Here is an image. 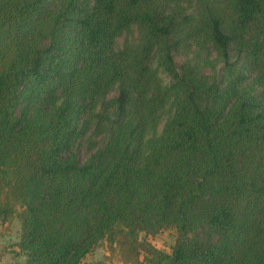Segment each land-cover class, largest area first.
Listing matches in <instances>:
<instances>
[{
  "label": "trees",
  "instance_id": "16d2710c",
  "mask_svg": "<svg viewBox=\"0 0 264 264\" xmlns=\"http://www.w3.org/2000/svg\"><path fill=\"white\" fill-rule=\"evenodd\" d=\"M189 1L0 0L14 264H81L101 243L123 264H264V0ZM170 227L169 251L142 237Z\"/></svg>",
  "mask_w": 264,
  "mask_h": 264
},
{
  "label": "rangeland",
  "instance_id": "374dc122",
  "mask_svg": "<svg viewBox=\"0 0 264 264\" xmlns=\"http://www.w3.org/2000/svg\"><path fill=\"white\" fill-rule=\"evenodd\" d=\"M186 7L188 8L189 12H195L197 10V1L191 0L189 2H186ZM137 33H138V31H137L136 27L134 26L132 31H130L128 33L125 32L121 36H118L117 47L118 48L121 47L123 45L125 39L128 36L131 37ZM208 47H209V45H208ZM195 49H196V45L193 46L192 50H195ZM207 50H208L207 47H204V52ZM209 50L211 51L212 55L215 54V51L211 47ZM187 52L180 51V52L175 53V58H176V61L179 65H181L186 60V57H187L186 53ZM205 71H210V70H209V68H206ZM116 94H117V88H114L108 94V96L112 97V96H115ZM171 113H172V110L169 106H167L163 110V113L161 116V121L158 125V131L159 132L162 130L167 118L171 115ZM105 138H106L105 134L95 132L94 128H93L92 131H90L88 136L85 138V141L82 145L81 158L84 159L91 154L90 145L93 142L95 144H97L98 146H100L103 144ZM19 229H20V222L18 219L14 221V223L10 226L9 230H7L5 228V226H0V264H14L17 261V259L13 258L12 247H13V244L18 239ZM198 233L205 238H208L210 236V239H212V240H215L217 237L216 234L209 235L207 230L203 227L198 230ZM145 236L155 245L169 251L171 249V246L175 242L176 229L174 227H170L167 229H162L159 232H157L155 234H150V235H147L145 232H142V237H145ZM103 245L106 249L107 248L106 243H101L97 247V249L98 248L102 249ZM107 250L109 251L108 248H107ZM91 256L94 257V254H91ZM113 257H115L116 259H119L117 254H113Z\"/></svg>",
  "mask_w": 264,
  "mask_h": 264
},
{
  "label": "crops",
  "instance_id": "0c3cea01",
  "mask_svg": "<svg viewBox=\"0 0 264 264\" xmlns=\"http://www.w3.org/2000/svg\"><path fill=\"white\" fill-rule=\"evenodd\" d=\"M91 254H94V257ZM81 264H123V262L113 257L103 245L102 249L96 248L92 253L88 254Z\"/></svg>",
  "mask_w": 264,
  "mask_h": 264
}]
</instances>
